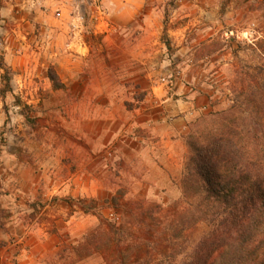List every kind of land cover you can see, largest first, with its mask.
Returning <instances> with one entry per match:
<instances>
[{
    "label": "rangeland",
    "instance_id": "1",
    "mask_svg": "<svg viewBox=\"0 0 264 264\" xmlns=\"http://www.w3.org/2000/svg\"><path fill=\"white\" fill-rule=\"evenodd\" d=\"M125 3L136 8L131 21L123 15ZM83 4L84 18L79 25H85V41L91 46L97 48L103 40H119V32L133 25V33L124 35L122 40L149 41L155 49L153 77L148 82L163 84L173 100L184 99L183 83L193 88L196 95L211 96H203L206 107L194 106L188 130H206L223 121L236 125L247 140L254 131L257 137L264 138V0H86ZM1 20L0 15V27L4 25ZM5 65L10 71L9 87H6L4 70L0 69V225L16 218L33 223L36 238L27 240L25 248L35 251L40 264H69L74 258L71 246L97 229L99 219L93 212L80 210L68 198H94L102 206L100 213L121 224L130 221V217L120 208L109 207L105 201L122 190L124 199L142 200L145 206L159 204L162 209L155 208L154 215L162 224L167 223L169 217L165 211L181 198L182 175L168 193L135 192L123 171L116 170L113 178H107L110 185L97 198L60 194L48 199L39 195L35 200L20 201L19 182L13 177L14 166L9 161L14 159L16 163L19 156L28 160L39 157L38 147L44 143L50 150L59 149V154L64 155L62 162H66L68 140H78L68 129L73 98L68 96L65 87L54 89L48 76V80L23 81L18 71H13L6 62ZM49 66L55 69L54 65ZM120 84L127 109L140 105L145 97V92L139 90L140 84L127 81L126 77ZM22 112L38 121L29 123ZM137 133L150 141L142 130ZM187 155L186 145L185 160ZM95 156L106 159L107 164L117 169L123 167L114 160L112 145ZM207 228L205 222H200L188 230L185 248L171 264H180ZM73 264L106 263L102 253L95 251Z\"/></svg>",
    "mask_w": 264,
    "mask_h": 264
},
{
    "label": "crops",
    "instance_id": "2",
    "mask_svg": "<svg viewBox=\"0 0 264 264\" xmlns=\"http://www.w3.org/2000/svg\"><path fill=\"white\" fill-rule=\"evenodd\" d=\"M84 1H2L0 53L4 61L19 72L23 81L48 80L47 68L55 66L65 91L73 98L68 129L78 140H68L66 162H62L64 155L59 149L50 150L44 143L39 147L34 144L40 149L39 155L35 151L39 157L28 160L19 156L16 163L14 159L9 161L19 182L20 201L60 194L97 198L110 185L107 180L116 170L123 171L135 192L168 193L182 175L184 136L190 132L188 121L193 108L207 106L203 96L211 98L196 95L183 83L184 99L173 100L163 84H149L155 49L149 41L122 40L133 33V25L119 32V40H103L97 48L91 46L85 41V25H79L84 18ZM125 5L123 15L131 21L136 8ZM123 77L139 83V90L145 92L135 108L127 109L124 104ZM200 99L202 103L198 104ZM139 130L150 141L136 134ZM108 145L113 146L114 160L123 164L117 166L120 169L95 156ZM32 226L23 218L0 225V264H40L35 251L25 248L27 240L36 238Z\"/></svg>",
    "mask_w": 264,
    "mask_h": 264
},
{
    "label": "trees",
    "instance_id": "3",
    "mask_svg": "<svg viewBox=\"0 0 264 264\" xmlns=\"http://www.w3.org/2000/svg\"><path fill=\"white\" fill-rule=\"evenodd\" d=\"M0 69L9 87L10 69L1 55ZM47 76L54 89L65 87L53 66ZM22 114L31 124L38 121ZM243 136L236 125L223 121L186 135L181 198L165 211L166 224L154 215L155 208L162 209L159 204L124 199L122 190L105 201L130 217L121 224L100 213L94 198H68L99 219L97 229L71 246L69 264L95 251L106 264H171L185 248L186 232L200 222L208 228L180 264H264V138L257 131L251 139Z\"/></svg>",
    "mask_w": 264,
    "mask_h": 264
}]
</instances>
